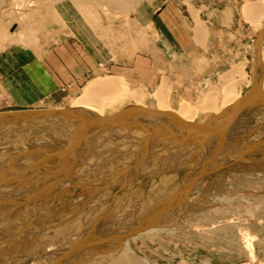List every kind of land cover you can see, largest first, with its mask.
<instances>
[{
	"label": "rangeland",
	"instance_id": "1",
	"mask_svg": "<svg viewBox=\"0 0 264 264\" xmlns=\"http://www.w3.org/2000/svg\"><path fill=\"white\" fill-rule=\"evenodd\" d=\"M32 1L0 0V59L8 61L0 67L1 75L15 69L11 60L24 65L36 58L46 61L65 43L75 50L104 51L107 57L97 58L98 73L54 92L57 101L51 107L47 102L29 107L13 92L25 109L67 118L61 124L52 122L56 128L31 122L0 136V264H106L123 248L144 264H264V129L259 128L264 125V102L259 103L264 95V36L255 43L256 35L264 31V4L249 2L240 11L224 0H127L126 8L93 0L44 1L47 5ZM64 5L70 16L48 19ZM164 8L175 34L168 35L170 44L175 45L176 37L186 49L181 55L157 29L155 17ZM207 8L224 12L231 27H245L246 33L247 60L220 67L217 75L211 74L215 60H205L202 54L210 40L215 45L220 40L209 33ZM214 26L220 31L221 26ZM174 58L179 60L172 63ZM139 62L145 65L134 71V79L108 72L105 66L132 68ZM239 65L244 66L230 74L231 80L229 72ZM143 68L161 75L159 83L150 87L142 82ZM171 72L180 73L177 81L163 77ZM102 79L117 81L121 89L111 95L98 93L96 104L103 106V120L130 107L154 111L159 92L173 110L182 102L199 106L209 89L214 94L207 96L217 110L233 93L241 94L236 103L250 92L259 96L234 116H223L229 121L223 126L230 129L204 157V151L186 144L178 151L189 153L184 158L141 160L133 152L101 160L103 146L95 152L98 155L76 158L75 152L88 148L95 138V131H85L81 124L93 123L97 116L84 118L69 109L88 82ZM209 79L211 87L206 90ZM230 82L236 85L235 92L226 90V96L223 89ZM136 101L145 107H138ZM6 103L0 91V115L11 109ZM213 117L196 114L185 123L203 125ZM191 155H197V161ZM174 165L177 168L169 169ZM143 221L150 226L117 245L127 229Z\"/></svg>",
	"mask_w": 264,
	"mask_h": 264
},
{
	"label": "bare ground",
	"instance_id": "2",
	"mask_svg": "<svg viewBox=\"0 0 264 264\" xmlns=\"http://www.w3.org/2000/svg\"><path fill=\"white\" fill-rule=\"evenodd\" d=\"M33 1H34V3H39V4H43V5H47V2H48V0H33ZM44 1H47L46 4H44L45 3ZM55 1H57V0H49L50 4H51V2H55ZM77 1L78 0H76L75 2H77ZM80 1H82V0H80ZM93 1L99 2L100 5L102 4L101 2H103L104 3L103 5H108L109 7H118L119 6L122 8H126V5H128L127 0H93ZM97 2H96V4H98ZM248 4H247V7L249 10V8H251L249 6H251V5H248ZM253 6H255V5H253ZM68 8L69 7L67 5L60 6L55 11V13L56 12H58V13H56V15L50 14L48 16V19L49 18L53 19V18H58V17L60 18L62 16H64V17L70 16L69 15L70 12L68 11ZM66 11H67V13L65 15L64 13ZM123 11H124V9H123ZM125 11H126V9H125ZM262 11L264 13V9ZM82 14L83 13H81V15ZM250 22H252V21H250ZM261 54H262V64L264 67V49H262ZM238 63L240 64V62H238ZM240 66L243 68L244 65L243 66L239 65L237 68H235L231 72H229V75H228L229 78H231L230 74H236V73L240 72ZM224 75H225V73H224ZM241 76H242V74H241ZM228 79L226 78L225 80H228ZM263 79H264V77H263ZM231 80H233V78H231ZM231 83L232 82H230V84H225V85H229L228 88L225 87V85H224L225 88L223 87L224 88L223 90L225 91V93H226V90L228 92H230V91H233L235 89V87H236L235 83H234L235 86H232L233 83H232V85H231ZM119 86H120V84L117 81H114L112 79H102V80H98V81L88 82L84 86V88L82 90V94L77 99L78 101L75 102L73 104V106L69 109L70 110L69 113L76 114V115L84 117V118H87L88 116H97V117L93 118V119L97 118L93 123L81 124V127L83 130L88 131V132L95 131V133H94L95 138H93L92 142L88 143L89 144V145H87L88 148H86L84 150H77V152H75L76 158H78V157L86 158V157H88V155H91V153L92 154H93V152L95 153L98 150V147H100V146L101 147L103 146L105 148V150L99 154V155H103V157L101 156L102 158H100V159L101 160L108 159L109 161H112L111 158H114L111 156H116V155H119L121 153H123L121 155H125L124 153H130L129 155H132L133 152L137 153L138 156H140L141 160L142 159L146 160V159L152 158V157H156V158L183 157L184 154H185L184 156H186V154H189V153H179L178 151L180 149H186L187 148L186 144H190L189 145L190 147H192V146L198 147L197 151H202V152L204 151L203 153H211V149L214 148L215 146H218L217 144L214 145V140H217V139H215V136L217 138L221 139L224 134L219 135L220 133H217L216 132L217 130H215V131L213 130V132H212L211 131L212 129L211 130L206 129L207 131L205 134L199 136L198 139H194L195 137L191 136L193 134L187 128H182L180 124H185L184 122H192V120L196 114H208L209 117L217 116L219 114V112H221L222 110H226L227 108L233 106L237 102V100L241 97V94L235 95L233 93L230 98H228L225 102L223 101V104L221 105L220 109L217 110L214 107V105L211 104L212 102H214L213 99H211V97H210L211 95L209 97L207 96L208 94H214L210 89H209L210 93H209V90H207L208 88L211 87V81L209 79V80H206L205 84H204V86H205L204 88L207 90V92L206 91L205 92L208 94L206 95V97H203L201 104L197 107L192 106L186 102H182L178 105V107L176 109L173 110L170 108L171 106L169 103V99H162L163 95L161 97V95L159 94L160 92H159L158 97H156L157 103L154 105L153 110L159 111L160 114L152 113L151 110L138 109L137 107L135 108V110L134 109L132 110L133 107L132 108L130 107L131 111L126 110L124 113H122L120 116H117L116 118H112L109 120H107V119L103 120L102 118H100L103 106L100 105L101 103L96 104V102H97L96 99H98V93H101V92H103L105 94L110 93V95H111L112 92L118 91ZM120 90L121 89H119V91ZM163 91H164V89H163ZM233 92H235V91H233ZM202 94H204V93H202ZM133 96H135V95H133ZM213 96L214 95H212V98H213ZM226 96H229V93L228 94L226 93ZM226 96H224V97H226ZM209 98L212 101H210ZM136 100H138V99L136 98ZM259 100H260L259 103L264 102V95H261ZM135 104L140 108L145 107L144 104L141 103L140 101H139V103H137V101H136ZM20 106L21 107H17V106L12 107L11 106V109H9L8 112H6V114L0 115V136H2L4 134L8 135L10 132H16V130H19L20 128H22L25 125H28V123H31V122L44 123L42 125H46L49 123L50 125H52V127H54L55 125L52 122H54V123L56 122L57 124H59V123L61 124V122L64 121V118H67V115H64V114L53 115L52 112H47V110L44 112L43 111H32L29 109H25V106L22 104ZM137 110H139V111H137ZM163 112H165V113L169 112L172 115L171 114L166 115ZM181 121H183V122H181ZM83 125H85V126H83ZM47 126H49V125H47ZM13 128H15V130ZM54 128H56V127H54ZM256 128H258V126L253 127V129L249 130V133L251 134V133L255 132L257 130ZM259 128L263 130L264 125L260 126ZM62 130H64L62 132H66V128L62 129ZM62 136H61V139H62ZM189 138H193V139L189 140ZM241 143H242V140L240 142H238V145H240ZM93 147H97V148H93ZM231 147H233V146H231ZM88 149H90V150H88ZM138 150H140L139 151L140 153H138ZM214 150L216 151V149H214ZM214 150H212V151H214ZM203 153H201V154H203ZM95 154H97V153H95ZM84 155H86V156H84ZM129 155H128V157H129ZM190 157L196 158L197 155H195V156L191 155ZM115 162H116V160H115ZM118 162H120V161H118ZM177 166L178 165H174L172 168H169V169L177 168ZM156 167H158V166H156ZM143 169H145V168H143ZM56 232L58 233V230ZM143 262H142V260H139L138 258L134 257L128 251V249L123 248L116 255H114L106 264H144L145 262L144 263Z\"/></svg>",
	"mask_w": 264,
	"mask_h": 264
},
{
	"label": "crops",
	"instance_id": "3",
	"mask_svg": "<svg viewBox=\"0 0 264 264\" xmlns=\"http://www.w3.org/2000/svg\"><path fill=\"white\" fill-rule=\"evenodd\" d=\"M197 1V0H196ZM228 2L229 6L231 4L238 5L240 11L242 7L246 3H255L261 2L264 4V0H224ZM202 2V1H200ZM204 5V4H203ZM166 10L165 8L160 10L156 14L155 23H158L157 29L163 35L165 34L167 37L164 39L170 45L172 50L176 55H181L180 51H184L186 49L183 48L182 44L177 40V38H173L175 45H171V39L168 38V35H175L172 31V27L169 26L166 20ZM206 20L207 23H212L209 28L210 34H216L220 37V40L217 42V45L212 43L211 40L208 43V50L202 51L205 56V60H215L214 63H211L214 68L212 71V75H217L220 67H223L228 64H237L238 62L242 63L247 60V50H246V33L245 27H236V24L231 27V21L226 20L224 17V12H216L214 8L206 9ZM154 23V24H155ZM215 23L221 26L220 31L214 29ZM156 25V24H155ZM257 37V35H256ZM255 37V38H256ZM199 52L193 50L192 55ZM32 55V54H31ZM107 57V53L104 51H81L75 50L68 43L60 45L55 52L47 56L46 61L42 58H36L32 60L30 63L24 65L25 63H19L18 59L11 60L10 63L14 64L12 67V71H6L3 75L0 74V91L5 95L6 103L4 106H17L21 107L17 102V99L13 98V92L17 93L18 97L25 105L29 107H34L37 103L47 102L48 106H52L56 100L53 95L54 92L58 91L64 85H68L67 88L77 85L83 79L92 76L98 71H101L99 64H96L97 58L105 59ZM180 57L179 59H181ZM179 59L174 58L172 63L177 62ZM6 62L7 59H0V67L3 65H8ZM105 64L106 70L108 72H113L116 74H123L128 79H134V71L139 70V65H145V62H139L136 66L130 68L125 64H113L109 65ZM171 65V64H170ZM1 70V69H0ZM141 75L142 82H145L148 86L151 87L152 84L159 83L162 78L161 75L155 73L150 70L145 71L142 69ZM167 72V71H166ZM180 74V73H179ZM176 72L174 74L165 73L163 77L167 80L177 81V77H179ZM177 93V92H176ZM179 93V91H178ZM178 96V95H177Z\"/></svg>",
	"mask_w": 264,
	"mask_h": 264
},
{
	"label": "water",
	"instance_id": "4",
	"mask_svg": "<svg viewBox=\"0 0 264 264\" xmlns=\"http://www.w3.org/2000/svg\"><path fill=\"white\" fill-rule=\"evenodd\" d=\"M264 36V31H260L258 34H257V37H256V40H255V43L257 44L261 39L262 37ZM259 95L258 94H253V93H249L248 96H246L248 98V100H243L242 98L238 101V103H236L234 106L228 108L226 111L222 112V114L220 116H218V118L216 116H214L209 122H207L206 124H203V125H194V124H191V123H185V124H180L182 128H187L193 135V137H195L194 139H198L199 136L203 135L206 133L207 130H211L213 132V130H217L216 132L217 133H220L219 135L221 134H225L230 128V126H223L225 125L226 123H228L229 121H225V119L223 118V116H226L228 114H233L232 116L235 115V113L240 109V107H247L248 104H251V102L253 101V99L256 97H258ZM245 98V99H247ZM243 102V103H242ZM139 111V110H137ZM152 113H156V114H160L159 111H152ZM164 114H168L167 112H163ZM121 114L119 115H116L112 118H116L117 116H120ZM169 115V114H168ZM229 117V116H228ZM110 118V119H112ZM109 120V119H107ZM223 121V123H221ZM225 121V122H224ZM182 122V121H181ZM207 129V130H206ZM181 130V129H180ZM193 138H189V140H192ZM215 139L217 140H214V145L220 140V138H217L215 136ZM204 154V155H203ZM202 154V157L205 156V153ZM201 157V156H200ZM184 158V157H183ZM182 159V158H181ZM193 159V158H192ZM195 159V160H194ZM193 161H197L196 159L197 158H194ZM189 188V183L186 184L185 186V189H184V192H186ZM144 222V221H143ZM139 222L138 224L134 225L133 227L127 229L123 236L118 238L116 243L117 245H121V243L128 237L134 235L135 233L145 229L147 226H150V224L148 225H145V222ZM143 223V224H142ZM62 264H74L73 261H68L66 263H62Z\"/></svg>",
	"mask_w": 264,
	"mask_h": 264
}]
</instances>
